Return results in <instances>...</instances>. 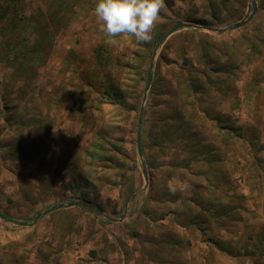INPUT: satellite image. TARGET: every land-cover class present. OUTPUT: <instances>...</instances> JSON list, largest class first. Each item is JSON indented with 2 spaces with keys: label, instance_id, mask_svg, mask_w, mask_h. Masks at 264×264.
<instances>
[{
  "label": "rangeland",
  "instance_id": "rangeland-1",
  "mask_svg": "<svg viewBox=\"0 0 264 264\" xmlns=\"http://www.w3.org/2000/svg\"><path fill=\"white\" fill-rule=\"evenodd\" d=\"M97 2L0 0V264H264V0Z\"/></svg>",
  "mask_w": 264,
  "mask_h": 264
},
{
  "label": "clouds",
  "instance_id": "clouds-1",
  "mask_svg": "<svg viewBox=\"0 0 264 264\" xmlns=\"http://www.w3.org/2000/svg\"><path fill=\"white\" fill-rule=\"evenodd\" d=\"M164 0H98L93 12L108 37L130 34L139 43L152 40Z\"/></svg>",
  "mask_w": 264,
  "mask_h": 264
},
{
  "label": "water",
  "instance_id": "water-1",
  "mask_svg": "<svg viewBox=\"0 0 264 264\" xmlns=\"http://www.w3.org/2000/svg\"><path fill=\"white\" fill-rule=\"evenodd\" d=\"M254 12H255V9L253 10L252 15L254 14ZM247 20H248V19H247ZM247 20H246V21H247ZM244 22H245V21H244ZM240 24H242V23H239L238 25H240ZM236 26H237V25H236ZM232 27H234V26H232ZM232 27H229V29H231ZM172 31H173V29L170 30V31H168V32L165 34V37H167L170 33H172ZM149 81H150V76H149L148 79H147L146 89H147V86H148ZM142 110H143V108L141 107V108H140V112H139V120H140V116H141V112H142ZM139 122H140V121H138V127H137V132H136V141H137V143H139ZM62 207H63V208H69V207H86V208H91V209H92V206H91L88 202H85V201H75V202H70V203H68V204L62 205ZM55 209H59V206L53 207V208H51V209L45 211L44 213H41V214L37 215L35 221H36L39 217H41V216H43V215H45V214H47V213H49V212H52V211L55 210ZM0 219H5V218L3 217V215L0 214ZM22 225H26V224H22Z\"/></svg>",
  "mask_w": 264,
  "mask_h": 264
},
{
  "label": "crops",
  "instance_id": "crops-1",
  "mask_svg": "<svg viewBox=\"0 0 264 264\" xmlns=\"http://www.w3.org/2000/svg\"><path fill=\"white\" fill-rule=\"evenodd\" d=\"M178 203H180V202H178ZM168 204H170V203L168 202ZM161 222H162L163 224L166 223L167 226L170 225V223H169L170 221H168V220H165V221L163 220V221H161ZM177 226L180 227L181 229H183V228L181 227V225H177Z\"/></svg>",
  "mask_w": 264,
  "mask_h": 264
}]
</instances>
